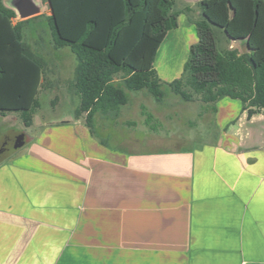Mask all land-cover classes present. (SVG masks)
I'll return each instance as SVG.
<instances>
[{"label":"crops","instance_id":"crops-1","mask_svg":"<svg viewBox=\"0 0 264 264\" xmlns=\"http://www.w3.org/2000/svg\"><path fill=\"white\" fill-rule=\"evenodd\" d=\"M197 1H175L188 10L157 50L163 81L196 41ZM134 102L137 118L129 99L96 113L94 132L74 116L17 130L24 142L0 160V264H264V115L195 101L213 130L195 140L154 113L167 130L150 129Z\"/></svg>","mask_w":264,"mask_h":264},{"label":"trees","instance_id":"trees-1","mask_svg":"<svg viewBox=\"0 0 264 264\" xmlns=\"http://www.w3.org/2000/svg\"><path fill=\"white\" fill-rule=\"evenodd\" d=\"M49 2L50 43L75 56L67 82L79 97L74 117H84L91 132L94 115L116 114L128 92L145 90L161 102L163 84L184 101L206 104L211 113L227 96L240 100L248 117L264 115V0H198V17H189L196 41L180 76L170 81L159 77L154 62L167 32L188 10L178 9L175 0ZM40 15L15 21L14 10L0 0V115L16 114L24 126L33 123L40 91L56 85L53 67L23 35L24 25ZM231 39H245L248 50L231 47ZM141 112L156 130L154 114L144 106Z\"/></svg>","mask_w":264,"mask_h":264},{"label":"rangeland","instance_id":"rangeland-1","mask_svg":"<svg viewBox=\"0 0 264 264\" xmlns=\"http://www.w3.org/2000/svg\"><path fill=\"white\" fill-rule=\"evenodd\" d=\"M175 1H177L178 5H180V0ZM46 4L47 1L44 3L45 6L42 15L30 19L23 27L24 38L30 45L33 52L41 55L44 60H46V62H48V64L54 69L53 73L50 75V78L55 80L54 83H56V85L53 88L42 90L39 93L40 106L34 114V119L38 124L40 122L42 123L43 121L49 122L51 120L73 117L74 109L79 103L78 95L68 88L67 83L73 75L76 59L68 47H52L50 43L49 28L45 18L46 15L50 14V9L46 6ZM14 20L16 21L17 18ZM158 60L159 59H157V61ZM162 89L164 90L165 94L161 102L154 100V98L147 92L143 93L145 90H143V92H128V97L131 103L134 105H132L131 108L125 112V115L132 116V118H137L139 113L135 107L134 100L135 98L141 99L143 100L142 106H144L148 112L152 114L154 113L161 118L165 117L164 121L166 126H169L170 123H173V125L170 124L168 128L172 132L178 131L176 134H174V136H179V134L182 136L189 135L195 137V140L212 138L213 130L209 129L207 125H205V128H203V125H201L203 121L204 123L208 122V118H196L199 107L195 104V101L182 100L180 96L173 93L166 84L162 85ZM203 109L204 108L201 107V111ZM166 113L168 115H165ZM169 115L171 121L167 118ZM161 118H157L155 116L153 122L155 127H157L156 131L162 128V131L165 132L167 129L161 125ZM190 118L200 120V122H197L199 124L197 126L196 124L195 126L193 124H187L185 121ZM190 126H192V128ZM18 129H23L25 132H27V134L32 136L35 131V126H24L16 114H7L4 116L0 115V157L4 156L8 152H13L19 149L14 148L13 141L11 139L14 131H17ZM216 132L217 131L215 130V133ZM30 144L31 142L28 143L26 147H28Z\"/></svg>","mask_w":264,"mask_h":264},{"label":"water","instance_id":"water-1","mask_svg":"<svg viewBox=\"0 0 264 264\" xmlns=\"http://www.w3.org/2000/svg\"><path fill=\"white\" fill-rule=\"evenodd\" d=\"M3 2L7 7L14 10L15 18L18 20L27 19L42 13L45 6L43 0H3ZM46 6L51 9L49 0H47ZM231 47H237L241 52H244L248 50V43L245 39H231ZM24 138L23 132L14 131L11 136L14 148L20 146L24 142ZM2 157H0V160Z\"/></svg>","mask_w":264,"mask_h":264}]
</instances>
